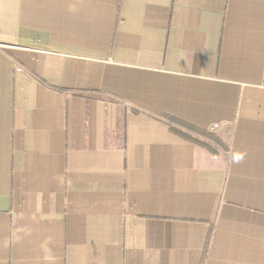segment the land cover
Wrapping results in <instances>:
<instances>
[{"label":"crops","instance_id":"obj_1","mask_svg":"<svg viewBox=\"0 0 264 264\" xmlns=\"http://www.w3.org/2000/svg\"><path fill=\"white\" fill-rule=\"evenodd\" d=\"M0 264H264V0H0Z\"/></svg>","mask_w":264,"mask_h":264},{"label":"trees","instance_id":"obj_2","mask_svg":"<svg viewBox=\"0 0 264 264\" xmlns=\"http://www.w3.org/2000/svg\"><path fill=\"white\" fill-rule=\"evenodd\" d=\"M167 120L173 124L174 126L171 127V130L177 134L179 137L187 140V141H191L199 146H202L204 147L205 149L211 151V152H214V153H217L215 150H213L210 146H208L207 144L205 143H201V142H197V140L193 139L192 137H190V135L186 134L185 132L181 131V129H179L178 127H183L185 129H187L189 132H192V133H195V134H198V135H201L203 137L207 136V135H213V133L209 132V131H206V130H202V129H198L192 125H189L185 122H182L178 119H175L173 117H167ZM214 137V140L215 142L221 146L222 148H224L225 150L227 149V147L225 146V144L220 140L218 139L217 137H215L214 135L212 136Z\"/></svg>","mask_w":264,"mask_h":264},{"label":"rangeland","instance_id":"obj_3","mask_svg":"<svg viewBox=\"0 0 264 264\" xmlns=\"http://www.w3.org/2000/svg\"><path fill=\"white\" fill-rule=\"evenodd\" d=\"M178 128L181 129V131L185 132L186 134L190 135V137H192L193 139L197 140V142L205 143L208 146H210L211 148L216 147V145H218L215 142L214 137H212L213 135L215 137H217V134L214 131H209V132L213 133V135L211 134V135H207V136L203 137L201 135L189 132L187 129H185L183 127L179 126Z\"/></svg>","mask_w":264,"mask_h":264}]
</instances>
